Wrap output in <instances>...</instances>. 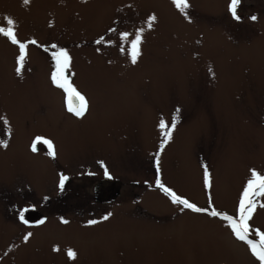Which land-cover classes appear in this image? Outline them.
Wrapping results in <instances>:
<instances>
[{"label":"rangeland","instance_id":"rangeland-1","mask_svg":"<svg viewBox=\"0 0 264 264\" xmlns=\"http://www.w3.org/2000/svg\"><path fill=\"white\" fill-rule=\"evenodd\" d=\"M230 2L188 0L182 12L173 0H0V27L12 19L28 45L17 74L19 45L0 34V117L15 129V139L0 145V183H9L5 191L0 185V211L10 217L11 204L19 212L33 202L42 212L118 211V204H82L87 196L62 210L51 203L61 192L52 172L76 174L84 155V165L101 158L126 178L127 197L125 214L91 233L63 221L24 227L0 219V264H260L226 221L172 203L156 184L237 217L251 170L264 175V0H240L239 21ZM61 49L71 58L66 75L88 101L81 118L65 112L51 79ZM177 116L161 150L159 125ZM7 123L0 119V141L8 142ZM31 135L50 140L55 155L28 152ZM24 179L35 183L30 191ZM42 192L50 196L45 206ZM256 202L249 224L264 231V197Z\"/></svg>","mask_w":264,"mask_h":264},{"label":"snow or ice","instance_id":"snow-or-ice-1","mask_svg":"<svg viewBox=\"0 0 264 264\" xmlns=\"http://www.w3.org/2000/svg\"><path fill=\"white\" fill-rule=\"evenodd\" d=\"M25 4H28L30 0H23ZM173 2L176 4V6L182 11L186 12V10L189 7L188 0H173ZM240 4V0H231L229 5V10L237 21H239L241 18L237 15V8ZM250 19L255 20L256 17L252 16ZM156 21V17L153 15L149 17L147 26L151 28L153 26V23ZM7 23L9 27L7 29L0 27V34L8 37L11 40V43L18 44L19 45V57H18V67L16 69L17 74H20L24 64L26 62L27 58V47L28 45L25 43H21L14 32V21L12 19H8ZM142 32L143 29L138 30V32L135 35V39L131 41V61L133 64L137 62V59L140 55V48L139 45L142 42ZM128 33H124L121 36L122 40H127ZM99 43V41H97ZM30 43L35 44L36 41H30ZM55 47V46H53ZM53 57L56 62V71L53 73L51 79L54 82V84L63 89L66 93L67 97V110L70 113H73L77 117H83L86 111L88 110V101L86 97L81 94L76 87L73 86L71 83L68 75H66L67 70L70 67L71 58L67 51L61 49L59 51L53 52ZM179 110H177V113ZM0 119H4L5 123H7L6 118L0 117ZM177 118H174L171 126L167 125L163 120L161 121L159 127L162 131V134L164 136L163 141L161 142L160 148L163 150L164 145L168 143L172 139V132L176 128L177 124ZM44 143L47 145L49 149V155L54 156L55 151L53 148V144L50 140L43 139L41 137H37L36 140L33 143L32 150L36 151V144L37 143ZM0 145L7 146L6 141H0ZM156 164L157 167L159 166V153L156 157ZM252 176L251 179L247 181L246 187L244 191L242 192L241 199L239 201L238 205V216L233 217L231 215H228L226 213H221L214 208L210 211L209 209H204L196 206L195 204L189 202L187 199L180 197L177 195L172 189L167 188L164 186L163 183L160 182L159 179H157L156 184L157 187H159L166 195H168L171 198L172 203L177 205H182L184 209H190L194 212L198 213H205L212 217H218L224 221L227 222L228 227L231 229L233 235L238 239L239 241H242L246 243L252 253V255L260 262V264H264V231L260 230H253L250 227L249 221L252 219L253 214L257 208V198L258 197H264V175H260L256 170H251ZM105 175H108L107 169H105ZM68 179V177L61 176L59 187L60 189L64 188L65 181ZM205 183L206 186H210V176L207 169V166H205ZM260 207L264 208V203L259 205ZM27 211V209H25ZM20 218L23 220V212L20 214ZM104 220L108 219V216L103 217ZM44 221L41 220L40 223H43ZM64 223H67V221H63ZM90 224H95L97 221H89ZM30 235V234H29ZM256 236L258 239L250 238L251 236ZM28 237H25V240H27ZM68 256L70 259H75L76 253L69 249L68 250Z\"/></svg>","mask_w":264,"mask_h":264},{"label":"flooded vegetation","instance_id":"flooded-vegetation-1","mask_svg":"<svg viewBox=\"0 0 264 264\" xmlns=\"http://www.w3.org/2000/svg\"><path fill=\"white\" fill-rule=\"evenodd\" d=\"M54 87L60 92L62 101L65 96L64 100V110L66 113L69 114L72 118H81L75 116L73 113H70L67 110V97L66 93L63 89L57 87L54 85ZM89 107V106H88ZM88 110L86 111V113ZM85 113V114H86ZM84 114V116H85ZM10 121V120H9ZM8 124V123H7ZM9 125V124H8ZM7 130H9L8 135V142L10 140L15 139V129L14 126H7ZM38 136L31 135L29 136L26 144V149L30 153H40V152H46L49 153V149L47 145L44 143H37L36 144V151L32 150V146L34 141L36 140ZM43 139H46L45 137H42ZM83 161H80L81 165H79L77 168L81 169V171H77L76 174L69 173L67 171L69 170H58L56 169L52 173H56L55 175V181H54V187L56 190H59L61 192L54 194L53 200L51 203L56 205H61L62 209H66L68 206V200L72 199L77 202V200L87 196V201H83L86 205H95V206H104L107 207L111 204H118L120 207H118V211H112L111 213H108V211H100L99 213H95L91 210L85 211H57V212H42L37 207L38 205L33 203H30L28 205H23L19 207V212L14 211L13 204L10 205V209L13 211V213H10V217H7L8 215L6 213H3V211H0V219L6 221L7 223H14L16 225H22L24 227H38L42 226L45 223L51 222V221H67V224H69V229L71 227L78 228L80 231H85L84 233H91L95 231H102V227L100 224H103L104 216H108L107 220H110L112 218H116L117 216L120 217L121 214H125V203H126V195L122 192V186L123 182L126 181V178L119 175L117 171H112L108 164L103 161L101 158H95L91 159L92 164H86V161H89L90 159L84 155L81 157ZM77 164V163H76ZM75 166V165H74ZM105 169H107L108 175H105ZM74 170V169H72ZM52 173L50 174L52 177ZM61 176L68 177V179L65 181L64 188L60 189V179ZM74 179L78 180L76 181L75 185L70 184L71 181ZM25 182V186L31 190V185L35 186V183H29L25 179L23 180ZM47 182V181H46ZM6 182L0 183V185L3 186V190H6V187H9L8 184H4ZM69 183V184H68ZM6 186V187H5ZM156 186V185H155ZM83 190L84 192H82ZM3 192H0V194ZM89 196H88V195ZM8 202V197H6ZM38 203L45 206L47 203H50V196L48 195V192H42L39 195V198L37 199ZM74 202V203H75ZM27 209V211H25ZM11 211V212H12ZM23 212V220L20 218V214ZM119 214V215H118ZM43 220V223H40V221ZM97 221L95 224H90L89 221ZM96 228V229H95ZM68 229V230H69ZM95 229V230H94Z\"/></svg>","mask_w":264,"mask_h":264}]
</instances>
